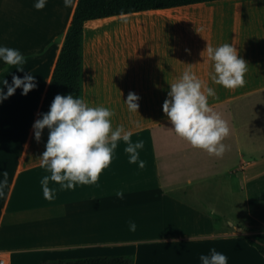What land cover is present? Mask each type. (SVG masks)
Segmentation results:
<instances>
[{
	"label": "crops",
	"instance_id": "1",
	"mask_svg": "<svg viewBox=\"0 0 264 264\" xmlns=\"http://www.w3.org/2000/svg\"><path fill=\"white\" fill-rule=\"evenodd\" d=\"M34 2L0 0V44L25 55L23 67L37 83L27 95L18 88L0 104V181L7 180L0 195V257L8 264L111 256H133L134 264H201L200 254L215 248L228 264H264L245 239L264 233V0H221L87 22L84 100L112 109L113 127L123 124L134 142L143 140L138 151L144 166L129 162L120 141L96 183L62 189L50 181L51 198L43 194L41 179L48 173L38 159L49 130L38 142L33 125L78 0L67 7L64 0H48L42 10ZM180 11L192 12L188 20L198 22L197 29L180 34L186 45L163 40L161 54L158 48L132 54L127 38L123 43L88 40L90 28ZM97 42L117 48L108 52ZM207 43L238 49L248 63L243 85L227 89L211 81L212 62L202 56ZM188 64L215 89L209 103L229 124L223 156L192 147L161 112L170 84ZM13 75L23 78L25 72L9 66L0 73V88L5 79L11 84ZM130 92L140 97L138 112L124 102ZM229 220L242 231L230 228Z\"/></svg>",
	"mask_w": 264,
	"mask_h": 264
},
{
	"label": "clouds",
	"instance_id": "2",
	"mask_svg": "<svg viewBox=\"0 0 264 264\" xmlns=\"http://www.w3.org/2000/svg\"><path fill=\"white\" fill-rule=\"evenodd\" d=\"M48 0H35L34 8L42 10ZM73 0H64V5L70 6ZM207 58L212 62L209 73L214 84L227 89H235L245 82L248 63L240 56L231 43H223L213 47L207 43ZM0 61L6 66H15L20 72H25L23 78L13 75L12 83L3 81L0 88V104L11 97L18 88L27 95L37 87L36 76L24 69L27 62L25 55L17 48L0 44ZM170 84L168 99L163 103V112L172 124L175 133L185 139L192 147L202 149L210 155L223 156L227 150L224 139L230 135L228 122L216 112L209 103V98L216 97V91L203 81L192 64ZM6 70L0 68V71ZM51 83L50 81H48ZM5 86L7 91H4ZM140 97L130 92L124 102L130 112H138ZM115 113L105 106H89L79 96L72 94H57L47 113L35 121L34 135L39 142L43 130H49L45 151L38 157L40 166L48 173L41 179L45 198H51L54 189L49 182L58 184L62 189H74L77 185H89L98 181L100 174L111 164L119 142L125 144L124 151L129 154V162L144 166L139 159L138 150L144 147L143 140L131 139L132 132L123 124L113 127L112 118ZM6 176V173H5ZM4 179L0 181V195H3ZM117 196L123 197L122 192ZM215 215V209H210ZM237 224L230 220L228 226L236 232ZM135 230L134 222L130 223ZM201 264H228L226 254L210 249L208 254H200Z\"/></svg>",
	"mask_w": 264,
	"mask_h": 264
},
{
	"label": "trees",
	"instance_id": "3",
	"mask_svg": "<svg viewBox=\"0 0 264 264\" xmlns=\"http://www.w3.org/2000/svg\"><path fill=\"white\" fill-rule=\"evenodd\" d=\"M221 0H78L69 30L57 60L38 119L50 109L57 94L84 99V27L87 22L128 14L165 10ZM9 66L2 68L7 69ZM5 71V70H3ZM3 71H0L3 72ZM248 244L264 257V233L245 236ZM40 264H134L133 256L91 257L42 261Z\"/></svg>",
	"mask_w": 264,
	"mask_h": 264
},
{
	"label": "rangeland",
	"instance_id": "4",
	"mask_svg": "<svg viewBox=\"0 0 264 264\" xmlns=\"http://www.w3.org/2000/svg\"><path fill=\"white\" fill-rule=\"evenodd\" d=\"M203 9L204 8L196 10L203 11ZM186 12L180 11L173 12L171 14L163 13L153 16L141 15L138 17L124 18L117 20L120 22L119 24L116 22V25L105 24L95 27V30L90 28L88 32V40L94 41V39L96 40L97 38H101L104 41L115 40L118 43H123L124 39L127 38L130 39V48H132V54H142L141 49L149 50V48L152 51L158 48V53L161 54L163 52V47L159 44H163V40H177V44L183 43V45H186V39L182 38L185 40L182 42L180 34H183L184 32L185 34L192 35L193 31L197 29L198 22L188 20L190 17L189 15H191L192 12ZM202 18L203 15H199L197 17V19L200 20ZM215 21L219 22V18L217 17ZM96 44L97 45L95 46H98L99 48L103 47L104 49H109L108 52H111L112 49L117 48L116 46L110 45V43L107 42H102V44L97 42ZM156 112L159 113V111ZM152 113L153 115L156 114L155 111H152Z\"/></svg>",
	"mask_w": 264,
	"mask_h": 264
},
{
	"label": "built area",
	"instance_id": "5",
	"mask_svg": "<svg viewBox=\"0 0 264 264\" xmlns=\"http://www.w3.org/2000/svg\"><path fill=\"white\" fill-rule=\"evenodd\" d=\"M0 264H8V261L4 257H0Z\"/></svg>",
	"mask_w": 264,
	"mask_h": 264
},
{
	"label": "water",
	"instance_id": "6",
	"mask_svg": "<svg viewBox=\"0 0 264 264\" xmlns=\"http://www.w3.org/2000/svg\"><path fill=\"white\" fill-rule=\"evenodd\" d=\"M236 227V231L237 232H241L242 231V228L241 227H238V226H235Z\"/></svg>",
	"mask_w": 264,
	"mask_h": 264
}]
</instances>
